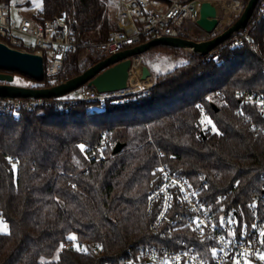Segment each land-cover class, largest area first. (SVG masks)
<instances>
[{
  "label": "trees",
  "instance_id": "1",
  "mask_svg": "<svg viewBox=\"0 0 264 264\" xmlns=\"http://www.w3.org/2000/svg\"><path fill=\"white\" fill-rule=\"evenodd\" d=\"M2 1L37 21L64 11L79 44L123 28L114 0ZM250 36L254 47L262 43L264 18ZM83 53L71 48L57 76L33 79L30 87L58 84L104 58ZM169 54L181 61L155 75L148 93L101 108L95 101H56L68 93L0 115V221L8 226L0 231V264H118L126 248L153 242L145 208L159 151L193 185L205 183L198 192L206 204L214 207L228 193L233 206L246 210L264 173V114L235 90L264 92L262 62L246 42L223 46L220 62L161 44L140 56ZM118 141L124 145L112 154Z\"/></svg>",
  "mask_w": 264,
  "mask_h": 264
},
{
  "label": "built area",
  "instance_id": "2",
  "mask_svg": "<svg viewBox=\"0 0 264 264\" xmlns=\"http://www.w3.org/2000/svg\"><path fill=\"white\" fill-rule=\"evenodd\" d=\"M114 1L129 20L126 25L110 32L104 41L79 44L71 39L64 11L37 21L24 14L12 16V4L0 0V42L21 51L41 54L44 77L52 79L62 71L68 51L75 46L82 47L84 55L100 59L136 45L141 38L173 36L201 41L230 27L247 3V0ZM203 1L217 2L222 11L213 29L222 26L221 30L207 38L196 37L186 24L188 21L196 23ZM258 2L255 19L250 24L248 20L245 27L204 54L203 58L220 62L223 46L236 47L246 42L260 58L264 73V39L255 48L250 36L252 27L264 18V0ZM23 36L30 41L25 42ZM140 64V57H135L129 69V85L123 91L100 93L84 83L77 88L73 98L59 96L56 101L62 104L77 100L95 101V107L101 108L111 99L121 101L127 94L148 93L154 82L150 78H139ZM134 66L139 67V71ZM130 76L134 77L133 82ZM235 93L245 103H256L258 112L264 114V92L260 89L238 88ZM50 101L48 98L0 97V115L14 114L22 108L30 110ZM104 143L105 140L100 145ZM158 156L160 159L149 181L145 208L148 230L154 240L126 248L129 254L118 264H264V259L260 258L264 254V173L260 175V189L251 190L245 211L233 206L228 193L219 194L212 207L198 192L205 183L193 185L185 175L163 163V151H159ZM62 246L66 247V244Z\"/></svg>",
  "mask_w": 264,
  "mask_h": 264
},
{
  "label": "water",
  "instance_id": "3",
  "mask_svg": "<svg viewBox=\"0 0 264 264\" xmlns=\"http://www.w3.org/2000/svg\"><path fill=\"white\" fill-rule=\"evenodd\" d=\"M258 0H247L242 14L225 31L209 39L195 41L183 37L161 36L125 48L121 51L104 57L95 64L86 68L80 74L58 84L35 88L13 84V75L8 72H0V97L21 98H50L63 96L87 83L98 92H116L127 89L129 85V69L134 64V58L154 45H167L176 47L190 53L204 55L218 44L224 42L232 34L241 30L247 24ZM222 11L215 1H203L199 6V17L196 24L202 30L211 32L218 23ZM0 70L16 71L36 80L44 77L43 57L39 53L21 51L11 48L0 42ZM149 68L140 64L141 80L150 78ZM124 143L116 142L112 154L118 153Z\"/></svg>",
  "mask_w": 264,
  "mask_h": 264
},
{
  "label": "rangeland",
  "instance_id": "4",
  "mask_svg": "<svg viewBox=\"0 0 264 264\" xmlns=\"http://www.w3.org/2000/svg\"><path fill=\"white\" fill-rule=\"evenodd\" d=\"M34 4L39 5L40 4V0H31ZM197 5V4H196ZM18 9V10H16ZM12 10V16L13 15H19V14H24L27 15L30 13L29 10L26 9H21V8H17ZM115 13L118 19L122 20L124 17V11L121 7H119L117 5V9H115ZM124 23V22H123ZM187 29L189 31H192V33H194V35L196 37L199 38H207V37H211L212 35L216 34L218 31L221 30L222 26H218L215 30L211 31V32H206L204 30H202L201 28H199V26H197V24L194 21H188L187 23ZM126 24L124 23V26ZM25 42H29L30 39L28 37L23 36L22 37ZM84 54V53H83ZM181 61L180 58H177V56H174L172 54L169 55H155V56H147L146 59L144 58V60H142V57L140 56V63L146 65L147 67H149V70L152 74L153 77L150 76V80L154 81V77L155 75H157L158 73H164L167 72L169 70H171L172 68H174V66L176 64H178ZM12 75H13V84H17V85H21V86H30L32 84L35 83V81H33V79H31L30 77H28L27 75L21 74L19 72L16 71H11ZM78 92V89L73 90L72 92H70L67 96H65L66 99L69 98H73ZM8 226L6 223L1 222L0 221V231H7Z\"/></svg>",
  "mask_w": 264,
  "mask_h": 264
},
{
  "label": "crops",
  "instance_id": "5",
  "mask_svg": "<svg viewBox=\"0 0 264 264\" xmlns=\"http://www.w3.org/2000/svg\"><path fill=\"white\" fill-rule=\"evenodd\" d=\"M114 4H115V2H114ZM116 6V5H115ZM116 9H117V7H116ZM120 20V19H119ZM129 20L127 19V17L125 16V14H124V17H123V19L122 20H120V23H121V25L122 26H124V23H127ZM124 22V23H123ZM149 68V67H148ZM151 77H153L152 76V74H151Z\"/></svg>",
  "mask_w": 264,
  "mask_h": 264
},
{
  "label": "snow or ice",
  "instance_id": "6",
  "mask_svg": "<svg viewBox=\"0 0 264 264\" xmlns=\"http://www.w3.org/2000/svg\"><path fill=\"white\" fill-rule=\"evenodd\" d=\"M205 119L207 120V118H205ZM207 122H208V123H211L210 120H207ZM81 148H83V145H81ZM72 238L74 239L75 237H72ZM77 247H79V246L77 245ZM260 258H261V259H264V254H261V255H260ZM248 264H251V262H248Z\"/></svg>",
  "mask_w": 264,
  "mask_h": 264
},
{
  "label": "bare ground",
  "instance_id": "7",
  "mask_svg": "<svg viewBox=\"0 0 264 264\" xmlns=\"http://www.w3.org/2000/svg\"><path fill=\"white\" fill-rule=\"evenodd\" d=\"M134 68L136 69V71H139V67L134 66ZM130 80L133 82L134 81V77L133 76H130Z\"/></svg>",
  "mask_w": 264,
  "mask_h": 264
},
{
  "label": "flooded vegetation",
  "instance_id": "8",
  "mask_svg": "<svg viewBox=\"0 0 264 264\" xmlns=\"http://www.w3.org/2000/svg\"><path fill=\"white\" fill-rule=\"evenodd\" d=\"M0 72H8V73H11V71H9V70H0Z\"/></svg>",
  "mask_w": 264,
  "mask_h": 264
}]
</instances>
